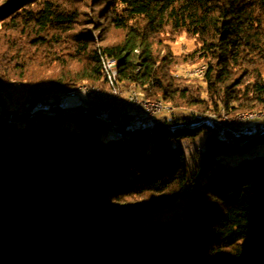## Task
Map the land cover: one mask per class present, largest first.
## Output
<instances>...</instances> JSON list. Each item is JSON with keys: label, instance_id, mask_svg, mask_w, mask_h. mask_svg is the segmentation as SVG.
Instances as JSON below:
<instances>
[{"label": "trees", "instance_id": "16d2710c", "mask_svg": "<svg viewBox=\"0 0 264 264\" xmlns=\"http://www.w3.org/2000/svg\"><path fill=\"white\" fill-rule=\"evenodd\" d=\"M180 34L193 47L175 54ZM104 57L169 114L0 96V264H264V158L243 157L264 120L223 140L200 114L264 111V0H0V87L104 85ZM180 61L205 63L203 96ZM147 192L162 198L120 203Z\"/></svg>", "mask_w": 264, "mask_h": 264}, {"label": "rangeland", "instance_id": "374dc122", "mask_svg": "<svg viewBox=\"0 0 264 264\" xmlns=\"http://www.w3.org/2000/svg\"><path fill=\"white\" fill-rule=\"evenodd\" d=\"M90 7V5H89ZM97 8V7H96ZM88 9V8H87ZM98 10V9H97ZM97 12V11H96ZM106 24V20L103 21L102 25ZM98 26V25H96ZM107 28V42H113L114 40H117L120 38L121 36V32L119 30H116L114 28L106 27ZM168 37H165L164 39H167ZM165 43H169L168 49L170 48V50H172L175 54H183L188 52L192 47H193V43L191 41V39L186 36L185 34H180L178 36L174 35L171 37L170 40H164ZM164 48L161 47L160 49V54H163L165 52V50L167 49L166 45H164ZM206 69V65L204 62L202 61H196V62H179L177 64H175V66L172 69V76L175 79H178L177 81H182L185 82L184 86H186L187 88H191V91H198L199 94H201L202 96L204 94L201 93V90L204 88V83H203V75ZM119 82V81H118ZM11 85L10 88L6 91L5 88L7 85ZM15 84V85H14ZM18 84V85H16ZM182 84V83H180ZM41 85H49L47 83H40V84H34V83H25L21 80H10L8 82H6L2 87H0V90L3 89L4 93L2 96L3 100H9L11 101V99L13 98V96H15L16 98L20 99H24L25 96V86H41ZM86 85H90L93 86L101 91H109V92H114L116 93L118 96L122 97L123 101H125L126 99H133L134 95L137 96V98L139 100H141L144 103V108L139 106V105H134L136 106L135 108V116L138 118L136 121L139 122L140 118H144L145 120L147 119V117H154V116H162V115H166L169 114V106L167 105V103L161 101V100H150L147 98H143L142 97V90L140 88L139 85H135V84H129V85H122V83H118V88L117 90H110L107 87V83L105 82L104 85H98V84H86ZM52 86V85H50ZM27 92V91H26ZM132 96H129L131 95ZM13 95V96H12ZM80 98H72L67 102H64L63 104L67 107L70 106H74V103L79 102ZM1 102V100H0ZM91 102V101H90ZM104 103H108L110 107L108 108H112V105L114 103V101L112 100H108V101H103ZM131 105H127L124 102L119 104V107L121 109H125V108H130ZM148 107H151V111L150 114L148 115V113H146L145 109H147ZM113 107H118L116 105H113ZM32 111H34L33 109H31ZM35 112V111H34ZM39 112H43V111H39ZM103 112H106V110H103ZM245 112H250V111H240L237 113H233V114H229L228 112H226L225 110H219L218 112L216 111H206V112H201L200 114L205 118V117H212L214 118L216 121H234L235 119H239L240 116L242 117L243 113ZM251 112H262V111H251ZM20 125L23 124L22 122H18ZM249 124H246L245 126H247ZM207 126V125H206ZM244 126V125H243ZM251 126V125H250ZM216 132V136L221 137L220 133H219V128L215 129ZM237 130L234 129V133L236 134ZM205 133V132H204ZM230 134V137H235V134ZM112 137V136H111ZM110 137H108L107 139H109ZM227 138V137H226ZM228 138L226 140H228ZM106 139V137H105ZM203 141H199L197 142V144L192 145L194 146H198L200 152H203L202 149H205V145L202 143ZM258 148L252 150V152H247L243 155V157L245 156H252V155H259L261 158H264V143H259L257 144ZM192 147V148H193ZM160 199L162 198V196L160 195H155L153 196V194L147 192V193H143L140 196H132L130 197V199H127V201L125 202H120V203H125L126 205H137L140 206L142 204L148 203L151 200H155V199Z\"/></svg>", "mask_w": 264, "mask_h": 264}, {"label": "built area", "instance_id": "2783aa9c", "mask_svg": "<svg viewBox=\"0 0 264 264\" xmlns=\"http://www.w3.org/2000/svg\"><path fill=\"white\" fill-rule=\"evenodd\" d=\"M105 65H106V67H109V74L105 75L107 87L110 90L115 91V90H117L118 85H117V83H112V75H114L112 73V66L114 64L113 63H106ZM10 86H12V85H7L3 89H5L7 91L10 88ZM3 89H2V95L4 93ZM24 91H25V94H24L25 98L22 99V101H20V102H14L13 103L14 110H18L20 108H23V109L31 108L33 110L45 109L48 112L50 110V102L51 101L58 100L61 103H64V102H67L70 99L76 97V94H71V95H67V96H54V93L49 92V91L31 90L28 88H25ZM78 93H86V98H97V99H100L102 101L112 100V101H114L113 105H116L118 107H119V104L124 102L127 105H131V104L132 105H139V106L144 108V103L141 100H139L136 95H134L133 99H126L125 101H123L122 97L118 96L116 93L109 92V91H101L95 87L83 88V89L79 90ZM129 96H132V94ZM113 105H112V107H113ZM109 110H110V108L106 109V112H101L102 115L107 118ZM145 111L149 115L150 111H151V107L147 106V109H145ZM204 120H208V119L204 118ZM252 120H264V116H250L249 115L248 117L235 119L234 121L236 122V128H237L239 126L250 124L252 122ZM262 132H264V129L262 130ZM233 133H234V129H229V133L227 135H230V134L232 135ZM202 151L205 152V149H202Z\"/></svg>", "mask_w": 264, "mask_h": 264}, {"label": "bare ground", "instance_id": "6f19581e", "mask_svg": "<svg viewBox=\"0 0 264 264\" xmlns=\"http://www.w3.org/2000/svg\"><path fill=\"white\" fill-rule=\"evenodd\" d=\"M106 63H113L114 64L112 66V73L114 74V75H112V83H117V85H118L119 82L117 79L118 72H117L116 60L114 58H111V57L102 58V66H103L105 75L109 74V67H106V65H105ZM11 85H13V84H11ZM16 85H18V84H16ZM86 87H93V86L86 85V84H79V85H77L73 88H70V89H60L58 87H54V86H50V85H41V86H25L24 88H28L31 90L49 91V92L54 93V96H67V95H71V94H76V97L80 96V95L86 97V93H78L79 90L86 88ZM0 95H2V90H0ZM88 99L91 102H103L102 100L97 99V98H88ZM0 104H1V102H0ZM34 111H43L44 113H51L50 110L47 112V110H45V109H38V110H34ZM98 115L100 117L106 119V117H104L102 115V113H99ZM249 115L250 116H264V111L259 112V113L251 112V111L245 112V113H243L242 117L240 116V118L248 117ZM205 118L208 119V120H203L207 126H209L211 128H215V129L219 128V133H220L221 138L223 140H226L230 136V135H227L229 133V129H236V122L235 121H228V122H226V121L222 122L221 121L220 122V121H216L212 117L210 118L209 116L205 117ZM254 121H257V120H252V122H254ZM105 137H106V139L108 137L111 138V136L109 135V132L107 133V136H105Z\"/></svg>", "mask_w": 264, "mask_h": 264}, {"label": "water", "instance_id": "95a60500", "mask_svg": "<svg viewBox=\"0 0 264 264\" xmlns=\"http://www.w3.org/2000/svg\"><path fill=\"white\" fill-rule=\"evenodd\" d=\"M21 109H23V108H21ZM29 109H31V108H29ZM11 119L13 120V118H11ZM108 132H109V135L112 137H121V136L125 137L126 135H128L127 133L120 132V131L116 130L115 128L108 130Z\"/></svg>", "mask_w": 264, "mask_h": 264}]
</instances>
